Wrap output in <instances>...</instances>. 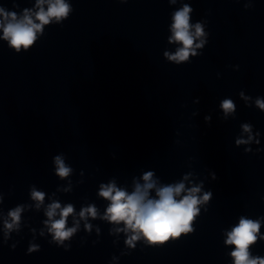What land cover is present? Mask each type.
I'll use <instances>...</instances> for the list:
<instances>
[{
  "label": "clouds",
  "instance_id": "obj_1",
  "mask_svg": "<svg viewBox=\"0 0 264 264\" xmlns=\"http://www.w3.org/2000/svg\"><path fill=\"white\" fill-rule=\"evenodd\" d=\"M175 3V0H171ZM47 3V10L43 5ZM36 8L38 11L32 12L25 9L22 16L16 12H7L0 7V30L3 32L2 39L8 42L9 47L14 48L17 52L21 47L29 49L37 39V33L42 32L43 27L55 18L59 22L66 18L70 12V6L64 0H37ZM193 9L185 4L180 10L172 15L171 32L169 43H178L181 45L175 53L165 52L164 56L177 64L189 61L190 56H196V48H202L206 41L200 40L195 43L196 39L204 36L202 25L200 23L190 24V13ZM36 21H39L37 23ZM195 29L193 32L192 29ZM256 106L264 110V99L257 98ZM225 115L234 111V103L231 99H225L221 102ZM245 131H249V125L245 124ZM244 141H237L242 143ZM56 174L63 178L67 177L71 171L66 167L63 160L55 157ZM153 173L146 172L142 179L143 185L136 184L135 190L128 193L117 188L114 183L101 185L99 195L110 201L104 219L112 223L119 224L123 222L124 228L117 231L131 232L126 243L132 247L136 241L143 236L149 243H163L169 237H178L181 233L191 232V222L196 217L199 209L197 205L203 201L209 200L211 193H206L202 198L197 196L200 189L191 188L186 195L183 183L159 187L156 189V198H150L149 190L156 187L152 179ZM44 193L32 191V198L36 201L43 202ZM180 197V199H177ZM39 207V204L37 205ZM22 208L17 207L9 213L13 222H18ZM74 207L68 204L61 207L60 203H51L46 210L45 215L48 220L45 224L53 234L54 240L68 239L76 231V227L66 228L67 218L74 214ZM59 214V219L54 217ZM81 218L97 216V210L94 206L81 209L79 213ZM5 227L11 229L13 224L5 223ZM86 227H90L86 225ZM261 222L259 219L240 218L230 232L227 233L226 245H234L231 252L233 264H264V258L250 257L249 246L257 242V234L260 232ZM259 239L264 240V236Z\"/></svg>",
  "mask_w": 264,
  "mask_h": 264
}]
</instances>
